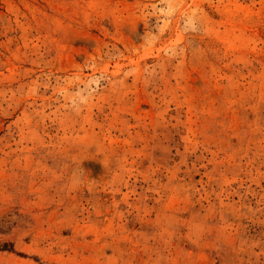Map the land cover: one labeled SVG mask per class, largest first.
Segmentation results:
<instances>
[{
  "label": "rangeland",
  "instance_id": "374dc122",
  "mask_svg": "<svg viewBox=\"0 0 264 264\" xmlns=\"http://www.w3.org/2000/svg\"><path fill=\"white\" fill-rule=\"evenodd\" d=\"M0 264H264V0H0Z\"/></svg>",
  "mask_w": 264,
  "mask_h": 264
}]
</instances>
